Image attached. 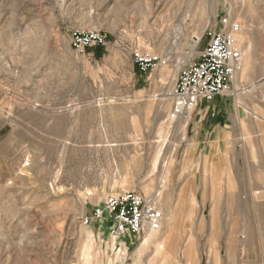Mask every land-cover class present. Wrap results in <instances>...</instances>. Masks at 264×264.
Wrapping results in <instances>:
<instances>
[{
	"label": "rangeland",
	"instance_id": "1",
	"mask_svg": "<svg viewBox=\"0 0 264 264\" xmlns=\"http://www.w3.org/2000/svg\"><path fill=\"white\" fill-rule=\"evenodd\" d=\"M224 19L259 65L264 0H0V264H264L260 120L235 123L216 165L171 117L179 70ZM94 30L106 43L78 53L74 34ZM138 48L167 62L142 73ZM243 68L230 93L257 99ZM125 190L163 211L144 247L148 234L114 238L95 218Z\"/></svg>",
	"mask_w": 264,
	"mask_h": 264
},
{
	"label": "built area",
	"instance_id": "2",
	"mask_svg": "<svg viewBox=\"0 0 264 264\" xmlns=\"http://www.w3.org/2000/svg\"><path fill=\"white\" fill-rule=\"evenodd\" d=\"M223 24L229 28L205 31L207 44L204 49L179 70L171 93L173 119L189 118L200 101L209 102L217 95L231 92L242 56L233 35L240 30V25L228 19H224ZM106 40L107 35L99 31L79 32L74 34L73 46L78 53H84L91 46L104 45ZM132 57L143 73L167 62L166 58L143 48L135 49ZM94 213L98 220H109V233L114 238L136 237L160 230L164 218L156 198L133 190L109 195ZM95 218L86 217L85 222Z\"/></svg>",
	"mask_w": 264,
	"mask_h": 264
},
{
	"label": "crops",
	"instance_id": "3",
	"mask_svg": "<svg viewBox=\"0 0 264 264\" xmlns=\"http://www.w3.org/2000/svg\"><path fill=\"white\" fill-rule=\"evenodd\" d=\"M262 49L260 63L256 66H251L250 63H252V61L250 60V54L248 52L245 53V56L248 59V64L245 67V70L250 66L249 70L252 75L249 77L252 79H259L260 81L259 98H255V96H257V90L245 93V91H240V88L235 84L236 90L234 93L217 95L209 102L200 101L196 109L192 111L190 117L185 119L189 120L187 128V133L190 134L189 139L193 144L197 145L195 151H200L203 142L206 147L211 143L216 146L213 150L215 154L211 157H207V160H216V165H220L221 160L218 155L219 148L217 147L221 143H226L232 140L235 135L236 122L242 120L251 121V125L253 126L255 125L253 122H256L254 120L259 119L261 122V132L263 133L264 131V44ZM240 95L242 96V99L239 97ZM238 98L240 100H238ZM258 106L259 110H256ZM201 136H205L206 139L200 140ZM256 158L257 157H252V169L255 170L261 168V170H264V154L261 156V163L259 166L254 162ZM163 224L164 218L162 225ZM123 237H129V235ZM178 238L188 239L187 236L184 235L179 236Z\"/></svg>",
	"mask_w": 264,
	"mask_h": 264
},
{
	"label": "bare ground",
	"instance_id": "4",
	"mask_svg": "<svg viewBox=\"0 0 264 264\" xmlns=\"http://www.w3.org/2000/svg\"><path fill=\"white\" fill-rule=\"evenodd\" d=\"M182 29V28H181ZM180 29V30H181ZM234 38H235V41H236V37L234 36ZM198 40V39H197ZM194 42V41H193ZM196 42L197 41H195L193 44H192V46H195L196 45ZM243 55H245V54H242V58H241V61H240V65L242 64V67H244V69H245V67H246V65H247V61H248V59H247V57L246 56H243ZM157 231H159V230H156V231H152V232H149V233H146V234H148V237H146L145 238V240L143 241V243H142V246L144 247L151 239H157V233H155V232H157ZM169 231V230H168ZM164 236V235H163ZM161 238V237H160ZM128 241V240H127ZM163 241L164 240H162V239H160L159 240V242H158V244L160 245V248L161 247H163ZM155 243V242H154ZM153 243V244H154Z\"/></svg>",
	"mask_w": 264,
	"mask_h": 264
},
{
	"label": "trees",
	"instance_id": "5",
	"mask_svg": "<svg viewBox=\"0 0 264 264\" xmlns=\"http://www.w3.org/2000/svg\"><path fill=\"white\" fill-rule=\"evenodd\" d=\"M96 47H98V46H96Z\"/></svg>",
	"mask_w": 264,
	"mask_h": 264
}]
</instances>
